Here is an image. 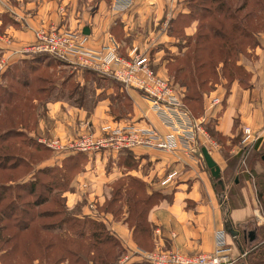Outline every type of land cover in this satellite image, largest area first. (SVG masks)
I'll use <instances>...</instances> for the list:
<instances>
[{"label":"rangeland","instance_id":"obj_1","mask_svg":"<svg viewBox=\"0 0 264 264\" xmlns=\"http://www.w3.org/2000/svg\"><path fill=\"white\" fill-rule=\"evenodd\" d=\"M99 1L101 0H78V8L81 9L87 4L94 6ZM103 1L107 5L109 4V10L113 14L122 13L132 6L131 1L130 7L124 10H114L113 0ZM220 1L223 6L213 13L209 6L200 4L199 0H184L183 5H180L181 10L177 12L178 14L176 13L174 18L166 21L164 27L160 23L157 25V28L161 27L160 33H167L173 40L158 42L154 47H144L150 57L152 69L172 81L176 95L180 99L182 96V102L185 87H182L180 80L174 79L177 69H179V78L189 77L193 73L197 76L196 78L205 81V84L200 87L202 96L197 100L191 98L186 100L187 105L193 110L195 118L206 115L205 107L207 105L205 102L210 94L218 91L222 92L223 97H220L219 104L224 103L225 98L230 94L231 85L235 81L234 69L240 70L243 76L247 75L241 67L234 68V47H232L234 45V11L237 15L242 16L253 7L259 10L256 1L260 0H246V7L238 11L237 9L242 7L245 0ZM228 9L232 13V17L224 14V11ZM257 13L259 14V12ZM188 15H193V17L190 19ZM200 15H202L201 19L199 18ZM159 22L163 21L159 20ZM192 24L195 26L194 32L186 33L185 28L190 27ZM199 26H201L200 34L202 37L207 36L206 40L202 39L204 45L221 43L223 41L221 38H224L228 41L227 47H219V54L217 53V47H208L206 52L201 53L203 59H197L198 56L195 58L196 53H193V50L196 40L191 39V37L197 34ZM112 27H114V30H112L114 36L122 39L123 32L122 35L121 33L117 34V26L112 24ZM214 32H219L220 36L214 35ZM258 34V46L253 49L242 47L241 55L235 56V59L238 60L236 65L240 62L248 73L250 72V77L251 71L246 66L256 63L259 55L264 54V33L260 32ZM109 38L113 41L110 34ZM130 38H127L128 40L123 39L129 42ZM119 46L117 47L120 48L122 53L120 54L124 57H127L135 47L140 50L139 45L130 48H126L123 44ZM211 48L213 50L209 53ZM154 57L160 58L158 64H152ZM207 58L212 61L210 65L204 63ZM185 59H191L189 64L185 63ZM224 59L226 60L225 68ZM194 60L199 61V63ZM2 62H5L4 57H0V63ZM224 70H227L225 74H223ZM119 86L122 85L100 73L48 54L41 55L40 61H36L32 57L25 61H18L7 66L0 73V264L117 263L118 259H115L114 255L116 258L120 257V247L114 245V241H109L111 243L108 244V240L105 239V237L108 238L105 225L96 221L93 222L98 225L91 223L92 220H88L87 215L85 216L80 212L87 200L80 198L73 201L72 207L71 203L65 202V195L67 200L69 196L70 201L73 199L71 194L65 193L70 182L75 178L73 176L75 169L72 165L78 163L79 167L82 160L77 161L68 158L64 161V159L69 156H76L79 151L57 152L47 148L45 144L39 142L30 133L33 130V123L39 120L38 116L41 113L43 114L45 102L48 100H66L72 102L70 103L72 105L84 107L87 113H90L93 106L98 102L105 101L108 104L106 109L112 116L121 119L130 118L133 101L128 96L127 90L122 87L121 90ZM7 92L11 95H8ZM10 98V102L7 103ZM207 113V120H209L210 113ZM207 124L213 130L214 121L211 120L209 123L208 121L205 123L206 132L213 142L224 145L220 150L221 156L218 157L216 162L220 165L221 180L226 186L227 203H230V205L236 204L238 203V196H240L241 184H244L243 181L247 177L251 178L249 170L253 174L255 183L264 180L261 178L264 177V162H259L260 158H258L260 153L264 154V145L259 151H255L256 160L250 168L248 160L254 149H251L249 144L240 139H235V141L232 139L229 144L226 143L227 139L220 134L217 136L212 133L210 129H207ZM96 131L92 130L90 132L97 133ZM80 135L72 139L52 138L66 142L77 139ZM234 143L241 148L235 157L234 154L230 153V148ZM90 152L116 155L117 157H114H116L117 166L123 168L121 165L124 162L118 160V155H121L119 152L92 150L87 153ZM7 153H9L8 156ZM225 155L228 158H225ZM130 158L132 160L129 162L125 160V162L132 173H124L107 185L105 190L103 188L106 195L101 208L103 210L104 208L109 209L118 219L127 217L126 203L127 205L135 201H137L136 203H143L138 200H144L146 197H152L153 201L158 202V198H160V195L162 196L159 191L148 190L150 182L146 179L150 180L151 176L152 167L150 162L144 161L141 164L136 162L133 157ZM110 159L114 158L110 157ZM139 164L141 165L139 166ZM66 166L69 170L66 169ZM63 170L67 172L65 180L61 176L62 174L60 175ZM124 172L126 171L124 170ZM235 175L238 177L240 185L234 183ZM166 178L163 177L162 181ZM153 179H156L155 176H153ZM27 180H33L36 183L33 192L27 190L26 187H21V183ZM81 186L84 189L86 188L85 184ZM216 187L220 192V187L218 185ZM128 200H130L129 203ZM9 203L11 209L6 208ZM135 214L129 211L131 219L129 217V222L125 220L129 223V226H131ZM61 219H64L65 222L59 224L58 227L52 224ZM25 223L27 225L23 227ZM93 231L96 234L93 235ZM145 246L147 250H170L160 247L151 248L149 240ZM137 250L141 249L137 248ZM112 252L115 254L113 255ZM194 254L201 253L190 255Z\"/></svg>","mask_w":264,"mask_h":264},{"label":"crops","instance_id":"obj_2","mask_svg":"<svg viewBox=\"0 0 264 264\" xmlns=\"http://www.w3.org/2000/svg\"><path fill=\"white\" fill-rule=\"evenodd\" d=\"M131 1L130 9L113 14L109 10V4L103 0L94 6L87 4L81 9L78 8V0H0V57H4V69L33 56L24 53L23 47L34 42V31L38 28L68 30L82 34L84 26H88L89 34L84 35V44L91 49H98L110 43L109 34L117 46L123 44L130 48L139 45L141 51H145L144 47H154L158 42L173 40L167 33H160L161 27L157 28V25L160 23L164 27L166 21L174 18L181 10L180 5H183L184 0ZM112 24L117 26V34L122 35L123 32L122 39L116 38L112 33L115 27H112ZM194 24L185 28V32L193 33ZM123 38H130V41ZM159 60L160 58L154 57L152 64H158ZM246 67L251 71L249 87L246 88L235 80L224 103L214 104L208 110V123L214 121V131L225 137L228 144L232 139L242 140V128L249 127L252 134L247 141L250 142L251 149L259 151L264 145V54L259 55L256 63ZM2 71L3 69L0 73ZM127 94L133 101V110L130 118L123 119L112 116L106 109L108 104L105 101L98 102L92 111L87 113L84 107L70 104L72 102L48 100L45 102L43 114L41 113L39 120L33 123L30 135L42 143L52 137L72 139L114 121L153 126L162 134L169 131L146 99L134 90H127ZM214 97L220 99L223 94L219 91L210 94L206 105ZM222 146L224 145L215 142V146L208 147L215 161L221 156ZM240 149L234 143L230 153L235 157ZM120 154L118 160L124 162L121 165L123 168L117 166L116 155L91 152L81 155V166L74 171L75 178L65 192L71 194L73 199L70 201L69 196L67 200L66 195L64 198L66 203H71V207L73 201L86 199L87 204L81 208V214L87 215L86 218L91 219L92 223L102 222L108 234L118 240L126 255H135L138 248L132 228L125 218L118 219L109 209L103 210L101 207L106 195L103 188L105 190L107 185L124 173H132L126 162L133 157L141 164L144 161L150 162V180L146 177L150 182L148 190L159 191L163 195L146 213V219L152 225L149 238L151 247L167 248L186 254L211 253L215 249V233L223 229L226 232L225 253L229 259L228 264H250V261H253L252 252L264 244V205L259 198L261 192L264 201V180L255 183L249 170L251 178L247 177L243 181L244 184H241L238 203L230 205L227 203L224 182L222 181L223 187L219 185V192L216 187L218 184L211 177L197 149L166 152L135 147ZM261 156L259 162H264ZM67 159L68 157L64 161ZM254 160L256 158L252 156L249 158L250 168L254 165ZM259 162L257 161L258 164ZM60 163L62 164V161ZM133 172L136 173L134 170ZM169 172H175L174 178L170 182L162 183V178ZM153 176L157 180L153 179ZM234 177V183L240 185L238 177ZM82 184L86 185L85 189ZM138 259L133 257L132 261ZM115 264H120L119 260Z\"/></svg>","mask_w":264,"mask_h":264},{"label":"built area","instance_id":"obj_3","mask_svg":"<svg viewBox=\"0 0 264 264\" xmlns=\"http://www.w3.org/2000/svg\"><path fill=\"white\" fill-rule=\"evenodd\" d=\"M114 10H124L131 5V0H113ZM35 40L23 47V52L29 56L49 54L60 59L69 60L76 65L100 73L115 82L120 83L125 90H134L150 105L162 123L169 129L162 134L153 126H138L134 123H108L97 129V133L85 132L77 139L63 142L60 139H47L43 143L57 152L73 151L89 152L92 150H108L123 152L135 147L151 148L171 152L178 149L185 151L202 146H215L208 133L205 123L208 121V110L219 99L214 97L205 107L206 115L195 118L176 95L172 81L159 75L151 67L147 51L133 48L127 57L122 56L120 48L110 40V43L98 49H91L84 44V34L73 31L38 28L34 31ZM121 53V54H120ZM4 63H0V71ZM204 126V127H203ZM243 142L252 134L249 127L242 128ZM254 140L256 139L253 138ZM252 141V140H251ZM209 150V149H208ZM175 172H169L162 183L168 182ZM226 232L221 229L215 233V249L211 253L186 254L175 250H137L150 264H228L226 252ZM132 255H122L120 264L131 262Z\"/></svg>","mask_w":264,"mask_h":264},{"label":"trees","instance_id":"obj_4","mask_svg":"<svg viewBox=\"0 0 264 264\" xmlns=\"http://www.w3.org/2000/svg\"><path fill=\"white\" fill-rule=\"evenodd\" d=\"M199 1H200V4L205 5V6H209V9L213 13H215L216 10H218V9L220 10L221 7L223 6V4L221 3L220 0H199ZM207 3H208V5H206ZM246 5H247V2L245 0L242 4V7H239L237 9V11L245 8ZM256 5H259V10H258V8L254 9L255 7H253L250 11H248L247 13H245L242 16L237 15L236 11H234V45L232 46V47H234V68L235 67H237V68L241 67L246 72L245 74H247V75L243 76L241 74L240 70L234 69V73L236 75V76H234V79L237 80L240 83V85H242L246 88L249 87V80L248 79L250 77V75H249L250 72L248 73L246 68H244L240 62L238 65H236L238 60L235 59V56L238 54L241 55V48L242 47H249V49H251V48L253 49L254 47L258 46V44H259L257 41V37L259 35L258 33H260V32L264 33V0L256 1ZM257 12H259V14ZM224 14H228L229 17H232L231 16L232 13L230 12L229 9L225 10ZM201 16L202 15L199 16L200 19H201ZM188 17H190V19H191V17H193V15H188ZM200 33H201V26L198 27L197 34L194 37H191V39L196 40V43L194 44V50H193V53H196L195 58H197V56H198L197 59H203L201 56V53L206 52L208 47H213V48L217 47L218 48V51H217L218 54H219V47H227L228 41L224 38H221V40H223L221 43L212 44V45H207V44L204 45L202 43V39L204 38V40H206L207 36L202 37V35ZM213 34L216 36L217 35L220 36L219 32H217V33L214 32ZM212 50L213 49L211 48V51H209V53H211ZM41 55H45V53L35 54L32 56V58L35 59L36 61H40ZM190 61H191V59L190 60L185 59V63H187V64H189ZM195 62L199 63V61H195ZM211 62L212 61L208 60V58H207V60L204 63L207 65H210ZM223 62H224V68H225L226 60L224 59ZM178 71H179V69H177L176 74L174 75V79L180 80L181 85H183L182 87H185V93L183 95V103H184L185 107L189 110V112L194 116L195 114H194L193 110L187 105L186 100L189 98L195 99V100L199 99L200 96H202L201 95L202 91H200V87L205 84V81H203L199 78H196L197 76L194 75L193 73L191 75H189V77L185 76L183 78H179V75H178L179 72ZM226 71L227 70H224L223 74H225ZM119 88L121 89L120 86H119ZM7 94L11 95V93H9V92H7ZM226 94H227V92H226ZM10 100H11V98L7 100V103H9ZM207 129L211 130V127L208 124H207ZM11 130H14V129H11ZM211 131H212V133H215L218 136V133H216L214 131V129ZM256 144H257V142L254 144V146ZM83 154H84V152H79L76 156H74V158H73V156H69L68 158L69 159L73 158V159H76L77 161H80L81 155H83ZM6 155L8 156L9 153H7ZM255 155H256V152L254 150V152L252 153V157L256 158ZM261 155L262 154L260 153L258 158H260ZM225 158H228V156L225 155ZM72 167L75 170L78 169V163H75L74 165H72ZM64 169H65V166H64ZM66 169H68L67 166H66ZM61 172L62 173H60V175L62 174L61 176L65 180V176H66L67 172H65V170H63ZM35 185H36V183L33 180H27V181H23L21 183V187H23V188L26 187L27 190H30L31 192L34 191ZM261 196H262V193L260 192L259 193L260 202L264 205V201L262 199L263 197H261ZM162 197H163V195L162 196L160 195V198H158V199L161 200ZM159 200H157V201L159 202ZM138 201L143 202V203H136L137 201H135L134 203H129L130 200H128L129 204L127 205V203H126V208L128 209V213H127V217H125V220L129 222V220H128L129 217L131 219V216H129V211L132 213L133 212L136 213L135 217L132 219V223L130 226L132 228V233H133L134 239H135L136 243L138 244L139 249H141L143 251H151L153 249H149V250L145 249L146 248L145 245H147L148 240L151 236V229H152V225L146 219V213L153 205H155L158 202L153 201L152 197H146L144 200H138ZM10 206L11 205L9 203L8 205H6V208L11 209ZM64 222H65V220L61 219L60 221L52 223V224H54V225H56V227H58L59 224H62ZM93 224L98 225L95 222ZM26 225L27 224L25 223L23 225V227H25ZM92 234L94 235V234H96V232L93 231ZM59 235H61V234H59ZM105 239L108 240V244H110L112 241H114L115 242L114 245H118L120 247L119 248V251L121 252L120 257L125 254L124 250L121 248L117 239L110 236L109 234H108V238L105 237ZM109 241H111V242H109ZM105 243H107V242H105ZM112 253H113V255L115 254L114 252H112ZM114 257H115V259H118V257L116 258L115 255H114ZM132 257H138L139 261L133 260V262H132V259H131V262L128 264H139L142 262H144L143 264H150V263L146 262L140 255H138L136 253ZM252 260L253 261H250V264H264V244L259 249H257V251L252 252Z\"/></svg>","mask_w":264,"mask_h":264},{"label":"water","instance_id":"obj_5","mask_svg":"<svg viewBox=\"0 0 264 264\" xmlns=\"http://www.w3.org/2000/svg\"><path fill=\"white\" fill-rule=\"evenodd\" d=\"M82 34L88 35L89 34V28L88 26H84L82 29ZM201 157L203 158V161L208 168L211 177L216 181L218 185L223 187V183L221 180V168L218 165V163L211 157L208 149L205 146H202L200 148ZM262 160L264 161V154L261 156Z\"/></svg>","mask_w":264,"mask_h":264}]
</instances>
